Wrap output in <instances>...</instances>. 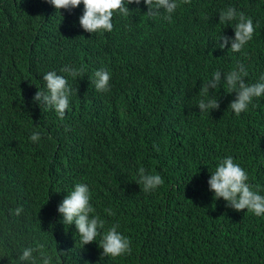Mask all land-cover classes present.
I'll return each mask as SVG.
<instances>
[{"label":"trees","instance_id":"obj_1","mask_svg":"<svg viewBox=\"0 0 264 264\" xmlns=\"http://www.w3.org/2000/svg\"><path fill=\"white\" fill-rule=\"evenodd\" d=\"M228 6L252 18L248 44L257 51L197 54L201 41L234 35L219 23ZM188 7L163 39L177 44L162 50L144 35L165 30L134 4L128 16L114 15L110 33L92 35L78 23L83 5L60 15L46 0H0V264H16L22 247L37 244L56 253L53 264H264V217L214 200L207 184L231 155L264 195V96L239 116L229 108L231 92L216 89L213 110L201 114L196 106L215 70L245 64L250 83L264 73V0H192ZM64 65L83 72L69 78L77 91L58 118L33 97L43 73ZM103 67L124 90L107 101L125 105L117 123L88 106L96 104L90 80ZM34 129L37 143L28 139ZM140 168L163 184L145 193L136 183ZM81 182L102 231L117 225L130 254L101 257L99 236L83 247L74 226L57 220L58 204Z\"/></svg>","mask_w":264,"mask_h":264},{"label":"clouds","instance_id":"obj_2","mask_svg":"<svg viewBox=\"0 0 264 264\" xmlns=\"http://www.w3.org/2000/svg\"><path fill=\"white\" fill-rule=\"evenodd\" d=\"M46 2L53 6L60 15L61 10L70 11L83 5L78 23L84 31L92 35L111 32L114 15L128 16L133 11L129 6L133 4L137 5V8L145 10L144 15L157 19L159 22L156 25L160 27L162 20L171 22L173 15L181 6V0H46ZM218 15L219 23L231 25L234 32L231 39L221 35L219 41H223V43H219L218 46L223 49L230 44L232 52H240L253 38L256 25L252 18L231 6L220 10ZM164 36L165 34H159L154 38L157 44L165 43H163ZM82 72V68L73 65H64L59 73L55 70L44 72L42 75L43 90L38 89L33 101L39 102L43 108L53 110L58 118H63L66 110L70 108L72 92L77 91L69 78H78ZM221 74V70L213 71L203 84L201 98L196 105L201 109V114L218 107V101L213 93L221 86L227 87L229 92L235 93V99L230 103L229 108L237 116L246 112L257 98L264 96V73L260 74L255 83L246 81L245 77L248 72L243 64H237L223 72V83H221ZM90 87L96 104L88 106L95 116L103 111L107 117L117 123L126 115L125 105L118 107L107 103V101L116 103L115 95L124 92L120 85L112 82L107 70L104 68L96 70L90 80ZM209 89L214 91L210 93ZM28 139L37 143L41 139V133L34 129ZM156 150L158 151V149ZM248 181L246 170L239 163L234 162L231 155H227L217 163L215 170L210 173L207 184L214 200L222 198L229 208L237 211L246 209L247 213L264 217V195L253 190ZM136 183L142 187L145 193H151L163 184V179L157 173H146L143 168H140ZM90 190L86 183H76L58 204L57 212L60 220L58 216L57 220L68 228L74 226L75 234L78 235L83 247L96 242L99 236L98 246L102 249L101 257L115 259L130 254L132 251L130 240L118 231L117 225L113 224L106 231H102L104 220L96 212L91 202ZM16 211L19 212V209ZM105 212L108 215L113 214L111 209H105ZM42 249L43 245L39 244L24 246L12 259L16 261V264H53L56 253L49 254ZM61 254H63L62 251Z\"/></svg>","mask_w":264,"mask_h":264},{"label":"rangeland","instance_id":"obj_3","mask_svg":"<svg viewBox=\"0 0 264 264\" xmlns=\"http://www.w3.org/2000/svg\"><path fill=\"white\" fill-rule=\"evenodd\" d=\"M191 1H192V0H181V6H180V8L183 9V10H182L183 12H185V13L190 12V8L188 7V4H189ZM179 15H180V13L176 12V13L173 15V18H172V19L178 17ZM145 17L148 18V16H146V15H145ZM151 19H152V18H151ZM169 25H170V22H168V21H164V20L161 21V27L165 30L164 33H162V35H164V34L166 35V31H167ZM153 26H157V25L154 24ZM106 33H110V32H104V33H99V34H106ZM96 34H98V33H94V35H96ZM152 36H153V38H155V37L158 36V34H157L156 32H154V31H152V30H150V31L147 30V31L145 32V35H144L145 42H148V39H149L150 37H152ZM225 37H226V36H225ZM232 37H233V36H228L229 39H231ZM219 43H223V41H219V38H218L216 41H210L209 39H205V40H203V41H201V42L199 43V45H198V47H197V54H201V53H203L205 50H207V49H209V48H214V49L220 51L221 53H222V52H227V53H231V54H236V53H239V54H243V53H245V54H250V53H255V52L257 51V48H256L255 46L250 45V44H247V45H246V46H245L240 52H232V51L230 50V44L226 45V46L222 49V48H220V47L218 46ZM176 44H177V42H175V43H170V44H169V43H166V44L164 43L163 45H162V44H158V45H159V47H160L162 50H167V49H169V48L175 46ZM246 47H247V48H246ZM243 65H245V64H243ZM103 68H104L105 70H107V71L110 73V77H111V70H110L109 68H107V67H103ZM51 70H55V71H57V73L60 72L59 69H51ZM221 71H222V74H221V83H223V80H224L223 72H226V71H228V70H225V71L221 70ZM248 74L251 75L252 73H251V72H248ZM247 77H248V75H247ZM247 77H245L246 81H247ZM217 89H218V91L221 90V91H223V92H229L228 89H227V87H224V86L218 87ZM232 94H233V93H232Z\"/></svg>","mask_w":264,"mask_h":264}]
</instances>
